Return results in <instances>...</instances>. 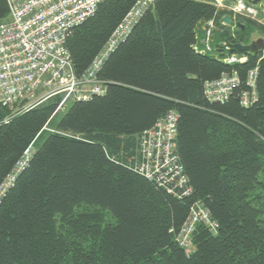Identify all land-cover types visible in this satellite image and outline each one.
I'll return each instance as SVG.
<instances>
[{
  "label": "trees",
  "instance_id": "obj_1",
  "mask_svg": "<svg viewBox=\"0 0 264 264\" xmlns=\"http://www.w3.org/2000/svg\"><path fill=\"white\" fill-rule=\"evenodd\" d=\"M137 1L106 0L69 34L77 77ZM227 15L240 26L223 24ZM212 21L213 51L202 52ZM253 29L264 36L263 23L213 0H156L100 70L104 95L0 108V185L35 149L0 203V264H264V53L230 52L250 44ZM232 55L247 60L226 63ZM255 68L257 99L246 106ZM225 73L239 85L210 102L205 83ZM170 112L188 197L135 169L143 133ZM197 204L216 228L198 224L188 250L178 236Z\"/></svg>",
  "mask_w": 264,
  "mask_h": 264
},
{
  "label": "built area",
  "instance_id": "obj_2",
  "mask_svg": "<svg viewBox=\"0 0 264 264\" xmlns=\"http://www.w3.org/2000/svg\"><path fill=\"white\" fill-rule=\"evenodd\" d=\"M8 1V19L0 24V108L15 111L20 105L23 110L33 109L58 96L62 97L60 109L68 101H90L104 95L106 85L98 78L100 70L156 0L137 1L81 77L74 72L66 41L69 34L91 18L106 0ZM226 2L213 0L218 9H227L234 17L241 15L255 19L259 14L257 8L247 5L244 0H236L229 8L225 6ZM210 27L204 40L203 51L207 53L213 51V21ZM245 60L244 57L232 55L225 62L232 64ZM249 74V90L241 96L246 106L257 99V86L253 79L258 76V68ZM239 83L238 78H224L218 83L207 84L205 96L210 102H225ZM178 120V114L170 112L152 130L145 132L140 144L141 161L135 169L147 179L188 197L192 191L187 186L188 178L177 150ZM34 151L33 146L29 147L11 173L3 179L0 203L28 166ZM198 224L216 228L209 210L201 204L191 209L179 233L178 243L181 247L192 248V235Z\"/></svg>",
  "mask_w": 264,
  "mask_h": 264
},
{
  "label": "water",
  "instance_id": "obj_3",
  "mask_svg": "<svg viewBox=\"0 0 264 264\" xmlns=\"http://www.w3.org/2000/svg\"><path fill=\"white\" fill-rule=\"evenodd\" d=\"M264 0H249L254 6L261 4ZM10 13V5L8 0H0V20L5 19L6 16ZM222 23L228 26H233L234 21L230 15L225 16L222 19ZM237 27L240 26V23H235ZM244 29V28H243ZM232 54L237 52L250 53V54H261L264 53V39L260 38L256 41H252L248 45L236 44L230 50Z\"/></svg>",
  "mask_w": 264,
  "mask_h": 264
},
{
  "label": "rangeland",
  "instance_id": "obj_4",
  "mask_svg": "<svg viewBox=\"0 0 264 264\" xmlns=\"http://www.w3.org/2000/svg\"><path fill=\"white\" fill-rule=\"evenodd\" d=\"M231 2L234 4V0H232ZM263 3H264V1H263ZM259 8H260V6H259ZM7 19H8V16H7ZM255 19H256L258 22L264 24V11H262V14L259 12V14H258L257 16H255ZM260 38L264 39V36L261 34V32L258 31L257 29H256V30L253 29V32H252L251 35H250V39H251L252 41H256V40H258V39H260ZM44 103H45V102H44ZM70 105H71V103H68V104L66 105V107L60 112V114H59V116L57 117V119H56L54 125H56V124L59 122V120H60V119L66 114V112H67V111L69 110V108H70ZM39 106H40V105H39Z\"/></svg>",
  "mask_w": 264,
  "mask_h": 264
},
{
  "label": "bare ground",
  "instance_id": "obj_5",
  "mask_svg": "<svg viewBox=\"0 0 264 264\" xmlns=\"http://www.w3.org/2000/svg\"><path fill=\"white\" fill-rule=\"evenodd\" d=\"M236 2V0H234V3ZM221 10H225V9H221ZM9 15V14H8ZM199 47H196V49H198ZM202 52H203V50H202ZM247 60V59H246ZM246 60L244 61V62H246ZM244 62H241V63H244ZM224 78H238L239 80H240V77H239V75L237 74V73H225V74H223L221 77H220V79H218V80H216V81H212V82H206L205 83V85H207V84H212V83H218V82H220L221 80H223ZM257 76L256 77H254V81H255V83H256V86H257ZM250 80H251V77H250V74H248L247 75V86H248V84H249V82H250ZM205 85H204V88H205ZM160 123V121H158L157 123H156V125L157 124H159ZM155 125V126H156ZM154 126V127H155ZM154 127H152V128H150V129H148V130H146L145 132H147V131H149V130H152ZM145 132L143 133V136H142V138L144 137V134H145ZM177 135H178V126H177ZM141 138V139H142Z\"/></svg>",
  "mask_w": 264,
  "mask_h": 264
},
{
  "label": "crops",
  "instance_id": "obj_6",
  "mask_svg": "<svg viewBox=\"0 0 264 264\" xmlns=\"http://www.w3.org/2000/svg\"><path fill=\"white\" fill-rule=\"evenodd\" d=\"M231 1H232V0H227V2H226V4H225V6H226L227 8H229V7H231V6L233 5V3H232ZM261 6L264 7V3H262Z\"/></svg>",
  "mask_w": 264,
  "mask_h": 264
}]
</instances>
